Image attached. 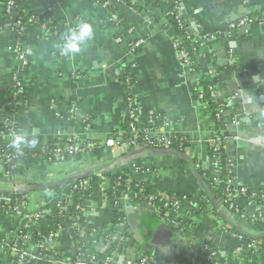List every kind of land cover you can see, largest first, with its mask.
Masks as SVG:
<instances>
[{"label": "crops", "instance_id": "0c3cea01", "mask_svg": "<svg viewBox=\"0 0 264 264\" xmlns=\"http://www.w3.org/2000/svg\"><path fill=\"white\" fill-rule=\"evenodd\" d=\"M5 1L0 0V124L11 122L41 148L65 146L74 137L97 148L61 163L23 159L16 176H9L0 164V195L28 199L19 215L1 217L0 212V234L7 236L0 264L9 263L7 250L13 243L32 255L24 264H73L82 249L93 255L105 253L123 232L130 234L126 248L115 253L110 264H143V259L148 260L145 264H174L189 257L193 264H209L212 254L216 264H264V250L252 253L247 247L250 239L264 238V220L249 223L221 204L207 203L209 192L200 172L210 170L208 149L214 125L196 92L201 78L214 84L217 99L228 104L229 124L238 126L244 136L242 146L224 137L234 186L264 192V0H181L184 27L191 30L193 41L200 42L194 52L197 71L184 67L178 56L175 45L180 36L170 27L169 3L164 0L153 4L16 0L13 15L28 20L17 43L29 64L23 69L10 51L17 44L5 24ZM250 18L254 19L251 25L232 29ZM81 19L93 24L95 37L74 58L63 57L55 48L61 37L51 35L47 26L55 22L62 36ZM128 75L133 77L141 127L155 138L159 130L149 117L162 116L160 131L183 136L190 146L186 154L190 161L178 153L132 147L125 141ZM16 78L23 92L15 103L18 111L11 114L7 107ZM229 124L223 136L231 133ZM115 137L119 145L107 148L105 142ZM116 176L128 178L127 184L143 182L160 195L191 197L196 207L207 204L206 214L187 219L192 226L185 237L178 225L161 219L149 205L132 207L129 186L116 181ZM76 182L88 183L78 194L85 218L75 219L72 227L78 231L77 240L69 230L51 232V255L45 258L44 246L36 244L33 235L50 231L55 222L45 210L49 189ZM114 199L124 206L125 224L114 223ZM237 201L247 216L255 213L247 198L239 196ZM24 228L27 234L19 237ZM103 237L108 243L100 242Z\"/></svg>", "mask_w": 264, "mask_h": 264}, {"label": "trees", "instance_id": "16d2710c", "mask_svg": "<svg viewBox=\"0 0 264 264\" xmlns=\"http://www.w3.org/2000/svg\"><path fill=\"white\" fill-rule=\"evenodd\" d=\"M10 1L15 2L16 6V0H6L4 3V18H5V24L9 25V27L12 29L14 37H15V44L19 43L21 40L22 35L17 34V23L21 22V25L25 27L26 23H28V20L19 16L15 17L13 15V8L9 11V5L8 3ZM125 0H122L124 3ZM169 3V10H168V20L170 23V27L174 29L178 35L180 36V42L182 45V48L189 54V57L191 59V66L189 67L190 70H196L199 68L195 61V49L198 46H194L193 42V36L191 33V30L187 27L183 26V18L180 13V3L181 0H164ZM147 3L153 4L154 0H146ZM128 4V2H127ZM159 5V4H155ZM251 19V18H250ZM251 20H254L253 18ZM57 24L55 22H51V24H48L47 31L51 33V35H56L57 38L61 37L58 33ZM14 46V45H13ZM20 51L22 52L23 49L20 48ZM14 54V53H13ZM15 55V54H14ZM29 67V64L23 67V69H27ZM133 78L131 75L126 76L124 80V92H125V99H124V108L126 112V117L124 119V129L126 131L127 137L125 136V141H130L131 139V130H130V123L131 120L129 118V112L132 110L140 109L138 100L132 95L131 87L129 84L126 83V79ZM17 78L14 80L12 88L10 90V96H9V102L7 107V112L11 114H15L18 111L17 105L15 103L18 102V98L16 99L14 94L16 93V84H17ZM199 90L200 92H197V95L200 98L201 103L204 106V110L207 114H209L211 121L214 125V131L212 140H216V145L214 147H210L208 149V156L210 160V170L207 172H200V176L206 186V189L208 190L209 194L208 197V204H214L224 207V210H227L233 214L239 215L243 217L247 222L249 223H258L259 221L254 220L253 218L247 216L246 210L243 207H240L239 205H233L232 202L228 200V190L235 189L234 186H230L229 182H234V177L231 174V168L232 163L230 160V157L228 153L225 150V143H224V136L223 129L226 127L227 124L230 122L228 121L229 118L226 115V109L228 107V104L225 102L219 101L217 99V90L215 89L214 84H212L209 81H206L204 78H201L199 82ZM130 104L132 105L130 107ZM156 128L159 130V134H163L160 130L162 128V125L164 124V119L162 116H158V119L155 120ZM230 125V124H229ZM140 128L144 131H142V135L148 136L147 129H144L143 127ZM20 130L16 125H13L11 122H9L8 125L0 124V133L1 132H13ZM149 132V131H148ZM31 138V137H29ZM112 140H117V138H112ZM220 140V141H218ZM155 142V141H154ZM92 143H88L84 145V152L90 151L92 149L97 148L96 146L93 148H88L87 145H91ZM140 148L145 149H151L156 151H163V152H176L178 154H187L189 150V145L181 135H173L171 137V146L169 149L165 148H158L155 147L153 144V141L146 142H139L138 144ZM10 149L14 155H17V159L13 160L12 163L6 168L7 173L9 176H16L21 173L19 161H22L23 159H34V158H42L44 161L51 163L50 158H54V152L56 146H51L47 148H41L38 144L35 148H29L24 147L22 154H18L17 151L10 146V139L7 138H0V153H3V151ZM74 156L69 155L68 153H64V159L63 162L68 161L70 158ZM55 159V158H54ZM116 181H120L123 184H126L129 186V192H128V202L132 207H136L139 205H149L153 212H155L161 219L169 220L171 221L173 219L172 216H168L166 213V207L164 204L167 202L165 200H162V197L160 194L154 192L147 184L141 182H131L130 184H127L128 178H125L124 176H116ZM245 195L249 198L250 201L254 200L258 205L264 206V192L261 191H255L249 188H246ZM50 198L48 199V202L45 206V210L50 211L51 216L55 218V222L53 223L50 231L43 232L42 234H34L33 235V241L38 244L44 246L42 250V256L43 257H50L51 250H50V235L51 232L59 233L61 230H69L70 234L73 236V239L77 240L78 231L74 230L72 227H74L75 219L78 217L79 220L82 222V220L85 218L83 212H78L76 210V205L81 204L82 202L78 199V196L74 199L72 202L75 193H73L70 186H53L49 189ZM6 195V194H5ZM9 196V195H7ZM24 195H13V203L12 206L9 208H5L6 211L1 215L2 216H16L19 207L21 206L22 200ZM171 201L179 202L180 204V214L183 216L179 228L180 230H183V236L190 235L189 230L192 226V220L193 215L200 216L206 214V206L207 204H204L201 207H196L192 203L191 197L177 195V196H169ZM152 198V200H151ZM121 200L114 199L113 200V210H114V223L117 225H122L127 222V214L124 211V206L122 203H120ZM232 207V208H231ZM214 214L220 216L218 212L213 209L212 211ZM261 218H258L259 220L264 219V209L261 212ZM190 219L191 221H188ZM26 223V222H25ZM72 229V230H71ZM235 230V229H234ZM233 230V231H234ZM24 233L19 235V237H24L27 232L24 228ZM122 238H118L116 241H111V246L108 248V250L105 253L99 254V255H93L87 252L85 249H82L79 254H82L81 259L76 258L74 259V263L77 261H85L86 264H110L113 260V256L115 253H123L124 249L127 245V237L130 235L129 232H123ZM5 234H0V249H2L7 244ZM108 243L107 238L103 237L100 239V242ZM263 242V239H250L249 242ZM108 244V246L110 245ZM21 245L25 250H28L30 246L26 245L23 240L21 241ZM14 243L10 246V248L7 250L9 255V263L8 264H18V259L14 256H12ZM251 252H255V250H251ZM84 258V259H83ZM193 258L189 257L186 260L179 261V262H173L174 264H193ZM216 258L209 263V264H216ZM24 264V263H23Z\"/></svg>", "mask_w": 264, "mask_h": 264}, {"label": "built area", "instance_id": "2783aa9c", "mask_svg": "<svg viewBox=\"0 0 264 264\" xmlns=\"http://www.w3.org/2000/svg\"><path fill=\"white\" fill-rule=\"evenodd\" d=\"M9 5V11L11 10V8L14 7V1H10L8 3ZM254 21L251 20V19H244L242 20L240 23H238V25H232V29H235V28H240V27H246L248 25H251ZM183 26H184V23H183ZM23 31H24V26L21 25V22H18L17 23V34L18 35H22L23 34ZM211 37H214V36H211ZM205 39H211V38H205ZM194 46H197V45H200L199 43V40H194ZM142 42L140 43H137V47L139 45H141ZM176 50L178 52V56L183 64L184 67L188 68L191 66V59L189 57V54L182 48V45H181V42L180 41H177L176 45ZM20 44H17V45H14L13 47L10 48V51L12 53H14L17 58L22 62V65L23 67L26 66L28 64V61H27V58H26V54L21 52L20 51ZM132 79L133 78H128L126 79V83L129 84V86L131 87V92H132V85H133V82H132ZM17 84H16V93L14 94L15 98L19 99L22 92H23V84L21 83L20 80L17 79ZM196 92H200L199 90V87L196 89ZM133 95V94H132ZM134 96V95H133ZM135 97V96H134ZM132 105L130 104V107ZM74 111L71 112V114L73 115ZM139 109L137 110H132L129 112V118L131 120V123H130V130H131V139L130 141L128 142L130 144V146L132 147H138L139 145V142H146L148 143L149 141H153V144L155 147H158V148H165V149H169L170 146H171V136L163 133V134H157V136L155 138H152L151 135L148 131L145 130V132H147V135L148 136H144L142 135V130L140 128V123H139ZM126 117V115H125ZM158 119V115H155V114H151L150 117H149V120L150 122H154L155 120ZM9 124V121H6L5 125H8ZM90 129V125L88 124L87 126V130L89 131ZM145 129V128H144ZM11 132L9 131H6V132H1L0 133V138H7V139H10L11 136H10ZM184 138V137H183ZM155 141V142H154ZM186 141V140H185ZM220 141V140H218ZM187 142V141H186ZM188 144V143H187ZM119 144L116 143L115 140H107L105 142V146L107 148H115L116 146H118ZM216 145V140H211L210 143H209V146L210 147H214ZM88 148H90V145H87ZM84 145L81 144L80 140L77 138V137H74L72 138L71 140L68 141L67 145L65 146H56L55 148V152H54V158H50V162L51 163H61L63 162L62 160L64 159V153H68L69 155L71 156H78L82 153H84ZM188 153V152H187ZM17 159V155H14L13 152L8 148L7 150L3 151V153H0V164L4 165L5 168H7L13 160ZM21 161H19L20 163ZM7 166V167H6ZM87 182H76L75 184L73 185H70L74 196H72L73 200L72 202L74 201V199L78 196V194L84 189L87 187ZM229 185L230 186H234V182H229ZM235 189H233L232 191L231 190H228V200L230 202H232V207L233 205H239L238 204V198L239 196H243L244 198H247L248 201H249V205L250 206H253L255 208V213L251 216V218H253L254 220H257L259 222L263 221L264 219H261L259 220L258 218H261V212L262 210L264 209V206L263 205H258L254 200L250 201L249 198L245 195L246 193V188H240L238 189L236 186H234ZM162 197V200H165L167 203L164 204L165 207H166V211H167V215L168 216H172L173 219L171 221L167 220L168 222L174 224V225H180V222H181V219H182V216L180 214V204L179 202L177 201H171L170 197L167 196V195H161ZM13 196H7V195H0V212H5L6 209L5 208H9L10 206H12V203H13V200H12ZM27 198L26 197H23V200H22V203H21V206L19 207L18 209V212H17V215L20 214V211H21V208L26 204L27 202ZM152 200V198H151ZM231 207V208H232ZM76 210L78 212H83L84 209L82 207V204H77L76 205ZM30 219V218H29ZM77 220H79V218L77 217L76 218ZM181 232H183V230L181 229ZM247 247L248 249L250 250H255L256 252L257 251H261V250H264V243L262 242H249L247 244ZM13 251H12V256L16 257L18 259V264H23L25 263L26 261L30 260L32 258V255L30 253H27L25 251H22L18 246L17 244L13 246ZM82 254H79V259L82 258ZM214 254H212L210 257L207 258V261L210 262L213 260L214 258ZM84 259V258H83ZM148 260L146 259H143L141 262L143 264L147 263ZM74 264H86L85 261H77L76 263Z\"/></svg>", "mask_w": 264, "mask_h": 264}, {"label": "clouds", "instance_id": "9594fccd", "mask_svg": "<svg viewBox=\"0 0 264 264\" xmlns=\"http://www.w3.org/2000/svg\"><path fill=\"white\" fill-rule=\"evenodd\" d=\"M94 37L95 30L93 24L85 19H81L74 26L64 31L60 40L55 44V48L63 57L74 58L88 47ZM10 136V146L18 154H22L25 146L35 148L38 143L35 138H29V135L24 130L13 131Z\"/></svg>", "mask_w": 264, "mask_h": 264}, {"label": "water", "instance_id": "95a60500", "mask_svg": "<svg viewBox=\"0 0 264 264\" xmlns=\"http://www.w3.org/2000/svg\"><path fill=\"white\" fill-rule=\"evenodd\" d=\"M234 124V123H233ZM237 127V128H236ZM230 128H231V133H226L225 134V138H226V141L227 142H236L238 144V146H242V145H245L246 142L243 141V134L241 133L240 129L238 128V126H233L230 124ZM246 129V128H245ZM243 129V130H245ZM153 138V137H152ZM236 138H239V140L236 141ZM169 153H176V152H169ZM182 157H184L185 159L189 160L190 161V158L186 155V154H181ZM14 194H11L10 196H13ZM139 262H137L138 264Z\"/></svg>", "mask_w": 264, "mask_h": 264}]
</instances>
